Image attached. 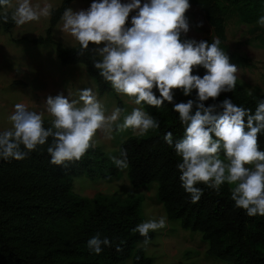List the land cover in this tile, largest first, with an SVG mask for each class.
Instances as JSON below:
<instances>
[{"label":"clouds","instance_id":"clouds-1","mask_svg":"<svg viewBox=\"0 0 264 264\" xmlns=\"http://www.w3.org/2000/svg\"><path fill=\"white\" fill-rule=\"evenodd\" d=\"M190 7L189 0H145L143 4L141 0H92L87 9H65L60 30L74 37L81 55L89 51L90 43L97 46L92 49L94 67L117 94L133 98L138 106L160 108L165 101L173 105L185 126L184 134L174 139L168 131L163 139L181 158L177 164L180 181L192 203L203 194L198 184L219 192L227 183L232 186L236 207L249 216H264V151L259 146V134L264 132V99L257 102L254 112L230 98L205 105L210 98L216 100L221 93L235 90L238 67L219 47L218 38L211 43L181 38L189 31L185 14ZM0 9V22L12 21L17 26L51 14L50 5H33L31 0H16L15 5L12 0H0ZM133 11L129 27L127 20ZM257 22L264 26V15ZM199 67L206 69L202 77L193 74ZM176 90L185 96L195 90L196 98L175 103ZM69 96L61 93L46 98L45 110L52 118L49 127L44 126L43 112L15 104L8 117L11 127L0 131V159L22 160L47 144L50 163L67 167L95 147L98 132L111 139L113 131L132 129L143 135L159 128L157 119L141 107H134L118 123L124 109L117 107L106 115L91 88L81 89L78 99ZM110 159L117 168L128 167L126 149ZM165 226L161 217L141 222L133 231L145 237L147 246L148 234ZM103 246H111V241L99 233L87 241V247L97 255Z\"/></svg>","mask_w":264,"mask_h":264},{"label":"trees","instance_id":"trees-1","mask_svg":"<svg viewBox=\"0 0 264 264\" xmlns=\"http://www.w3.org/2000/svg\"><path fill=\"white\" fill-rule=\"evenodd\" d=\"M73 1L63 0L53 8L45 34L32 41L54 44L63 64L83 63L96 81L99 94L110 93L112 86L93 64L92 49L96 45L90 43L89 51L81 55L79 44L67 47L53 37L54 28ZM189 3L205 13L219 40L226 39L227 19L234 12L246 22L264 14V0H189ZM15 26L12 21L0 22V32H10ZM181 38L193 39L187 34ZM205 73L203 67L193 71L201 77ZM195 98V90L190 96L180 90L174 93L175 103ZM226 98L254 112L264 93H250L237 81L233 92L221 93L216 100L210 98L204 103L219 104ZM117 99L118 107L124 109L123 100L118 96ZM141 105L157 119L159 128L143 135H130L121 143L117 154L119 157L122 149L127 150L125 169L117 168L98 145L67 167L50 163L47 144L22 160L0 159V264H120L129 258L133 259L132 264H152L153 258L139 246L145 237L133 231L144 221L142 196L133 192L126 196L99 193L90 198L73 190L74 177L78 175L110 181L120 177L124 170L135 188L157 183V198L168 218L181 220L185 229L201 232L209 243L210 256L233 264H264V216H249L236 207L231 199L232 186L227 183L219 192L198 184L203 194L197 203H192L180 181L177 164L181 158L163 139L168 131L174 139L183 136L185 126L179 114L167 101L160 108ZM50 121L44 119V126L49 127ZM259 146L264 151V132L259 134ZM220 155L224 158L223 152ZM97 233L111 241V246H103L99 255L87 247V241ZM148 235L150 240L155 238L154 232Z\"/></svg>","mask_w":264,"mask_h":264},{"label":"rangeland","instance_id":"rangeland-1","mask_svg":"<svg viewBox=\"0 0 264 264\" xmlns=\"http://www.w3.org/2000/svg\"><path fill=\"white\" fill-rule=\"evenodd\" d=\"M62 1L31 0L33 5L39 4L41 7L45 4L50 5L51 10ZM141 2L143 4L145 0ZM15 3L16 0H12V4ZM91 3L92 0H74L70 8L74 11L87 9ZM190 5L185 14L189 24V31L186 34L196 41L205 40L211 43L213 39L218 38L213 26L200 8ZM50 15L41 16L38 21L22 26L16 25L10 32H0V131L11 127L8 117L14 111L15 104L22 103L30 111L43 112L44 119L51 120L44 105L49 95L54 97L62 93L68 97L71 93L70 100L78 99L80 90L85 88L93 90L104 106L106 115H110L118 107L117 96L123 100L124 112L121 113L118 123H122L123 117L130 114L134 107H141L146 111L142 105H135L133 98L117 94L114 90L100 95L96 81L88 74L83 63L63 64L57 57L54 44H35L32 39L45 34L50 23ZM132 15H135V11L129 14L127 20L129 27ZM258 19L246 22L236 12L231 14L227 19L226 39L220 40L219 47L229 56L230 62L238 67L237 81L242 87L250 93L262 94L264 26L258 24ZM62 24L61 20L54 28V39L67 47L78 45L74 37L61 32ZM133 134L137 133L132 129L113 131L112 138L108 139L101 131L94 137V143L110 156L118 157L121 143ZM221 158L223 159V156ZM73 190L81 196L90 198L99 193L106 195L119 193L126 196L133 192L142 196L144 221L158 220L161 217L166 220L164 228L152 231L155 238L150 240L147 246L144 243L139 244L145 253L153 258L152 264H233L210 256L207 253L209 243L203 239L201 232L185 229L181 220L168 218L163 204L157 198V183L135 188L129 180L127 171L124 170L120 177L110 181L91 179L86 174L78 175L74 177ZM132 263L133 259L129 258L120 264Z\"/></svg>","mask_w":264,"mask_h":264}]
</instances>
